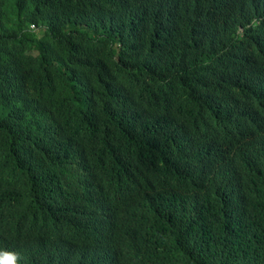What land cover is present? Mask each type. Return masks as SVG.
Listing matches in <instances>:
<instances>
[{
  "label": "trees",
  "instance_id": "trees-1",
  "mask_svg": "<svg viewBox=\"0 0 264 264\" xmlns=\"http://www.w3.org/2000/svg\"><path fill=\"white\" fill-rule=\"evenodd\" d=\"M250 11L264 0H0V246L264 264V54L233 32ZM126 185L143 211L106 244Z\"/></svg>",
  "mask_w": 264,
  "mask_h": 264
},
{
  "label": "clouds",
  "instance_id": "clouds-1",
  "mask_svg": "<svg viewBox=\"0 0 264 264\" xmlns=\"http://www.w3.org/2000/svg\"><path fill=\"white\" fill-rule=\"evenodd\" d=\"M248 29L255 30V42L254 51L256 53L264 54V12L250 11V14L243 19H237L233 32L243 34ZM254 64L257 68L264 72V60L256 61ZM125 201L110 208L104 214H101L98 219L100 231L104 243H108L112 231L115 226H125L133 223L132 213H141L142 204L140 200L136 199L133 190L130 186L126 185L124 191ZM154 218L148 219V226L154 222ZM147 227L141 223L135 226L134 231H140ZM1 235V234H0ZM2 236H0L1 239ZM138 247L135 243L131 242L124 245L119 251L120 264H136L140 254L137 253ZM21 254L20 252L10 246H0V264H20ZM160 264H172L170 261H165Z\"/></svg>",
  "mask_w": 264,
  "mask_h": 264
},
{
  "label": "built area",
  "instance_id": "built-area-1",
  "mask_svg": "<svg viewBox=\"0 0 264 264\" xmlns=\"http://www.w3.org/2000/svg\"><path fill=\"white\" fill-rule=\"evenodd\" d=\"M31 25H32V24H31ZM31 25H30V26H31Z\"/></svg>",
  "mask_w": 264,
  "mask_h": 264
}]
</instances>
